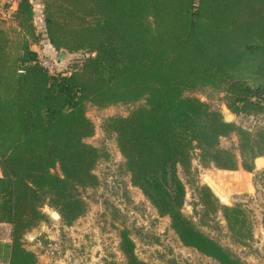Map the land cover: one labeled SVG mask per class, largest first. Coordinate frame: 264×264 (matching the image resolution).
Returning <instances> with one entry per match:
<instances>
[{"label": "trees", "instance_id": "16d2710c", "mask_svg": "<svg viewBox=\"0 0 264 264\" xmlns=\"http://www.w3.org/2000/svg\"><path fill=\"white\" fill-rule=\"evenodd\" d=\"M43 32L32 0H18L11 16H0V223L11 226L1 244L8 264H40L23 244L45 220V206L65 225L86 212L81 191L95 187L97 147L87 105L100 108L137 103L127 116H111L131 183L168 216L183 245L219 264H244L199 230L182 211L185 186L178 167L189 170L197 155L203 167L260 176L264 157V0H41ZM46 40L60 56L77 55L71 70L54 71L34 50ZM65 51V53H62ZM221 93L237 115L255 118L252 129L225 122L195 95ZM237 137V152L221 138ZM200 201L219 208L229 228L243 222L238 207L218 205L208 186ZM208 205V207H207ZM216 205V206H215ZM127 264L138 258L128 231L120 233Z\"/></svg>", "mask_w": 264, "mask_h": 264}, {"label": "rangeland", "instance_id": "374dc122", "mask_svg": "<svg viewBox=\"0 0 264 264\" xmlns=\"http://www.w3.org/2000/svg\"><path fill=\"white\" fill-rule=\"evenodd\" d=\"M39 5V2H35V24L37 30L43 32ZM36 47L40 51L47 48L41 55L49 54L46 55L49 58L45 57L44 61H47L52 72L71 70L74 58L79 57L69 53L60 56L46 40ZM188 94L199 97L215 109L227 106L218 91L203 89ZM140 103L142 101L119 103L105 108L87 105L86 114L93 122L95 132L85 141L99 150L100 156L93 170L98 184L81 191L86 212L71 225H65L52 207L43 208L45 220L31 230L38 231L29 241L25 236L23 241L25 247L30 243L33 245L40 264H127L120 250V233L123 230H127L134 241L138 258L146 262L219 264L215 259L183 245L170 226V218L161 216L143 192L131 183L115 134L107 132L104 125L107 118L127 116ZM257 117L256 121L264 122V113ZM234 122L252 129L255 118L236 114ZM220 145L223 148H234L237 152V137L234 134L223 137ZM216 173L218 171L215 166L200 165L196 153L189 170L178 167V175L185 186L183 213L199 230L230 250L244 264H264V180L260 176L249 175L247 183L250 189L245 190L243 178L234 179L232 173ZM213 174L216 175L217 186L225 194L224 198L216 193L213 185H209V178ZM203 185L208 186L217 196V206H238L243 211V222L235 227V231L229 228L219 208L214 211L213 206L207 205L208 213H205L206 206L201 203L197 189ZM4 228V232L8 233L7 227ZM0 253V259L3 260V252Z\"/></svg>", "mask_w": 264, "mask_h": 264}, {"label": "crops", "instance_id": "0c3cea01", "mask_svg": "<svg viewBox=\"0 0 264 264\" xmlns=\"http://www.w3.org/2000/svg\"><path fill=\"white\" fill-rule=\"evenodd\" d=\"M32 2H33V5H34V8H35V2L36 3L39 2V4H40L39 6L41 7V13H42L41 0H35V1L32 0ZM35 13H36V9H35ZM42 18H43V16H42ZM32 48L34 50L38 51L40 54L41 53H44V49L45 50L47 49V48H44V49H42V51H40V50H38V48L36 47V45H33ZM255 170L256 171H264V157H258V158L255 159ZM216 171H218V173H221V172L222 173H232L234 179L237 178V177L243 178L244 179V183H245L243 185V188H245V190H249L250 189V185L247 183V179H248L249 175L251 177L253 175V173L248 172V171H245V170L240 169V168L237 169V170H222V169H217L216 168ZM218 173H216V174H218ZM229 175H231V174H229ZM215 176L216 175H214L213 177H210L209 178V181L211 183V184H209L210 187H212L211 186L212 183H214V184L217 183V180L215 179ZM4 226L7 227L8 233L4 232V230H6V228H4ZM37 231L38 230L35 229V230L31 231V233L30 232L27 233V235H25V238L27 239V241H29L32 238V235H34L35 233H37ZM10 242H11V226L9 224L0 223V245L1 244H9ZM26 248L28 250H30V251L35 252V250L33 249V245L31 243H30V245L27 244L26 245ZM0 256H1V253H0ZM0 261H2V260L0 259Z\"/></svg>", "mask_w": 264, "mask_h": 264}, {"label": "built area", "instance_id": "2783aa9c", "mask_svg": "<svg viewBox=\"0 0 264 264\" xmlns=\"http://www.w3.org/2000/svg\"><path fill=\"white\" fill-rule=\"evenodd\" d=\"M18 0H0V16L8 18L12 12L16 9ZM43 65L48 66L47 61H42ZM0 264H8L7 261H0Z\"/></svg>", "mask_w": 264, "mask_h": 264}, {"label": "water", "instance_id": "95a60500", "mask_svg": "<svg viewBox=\"0 0 264 264\" xmlns=\"http://www.w3.org/2000/svg\"><path fill=\"white\" fill-rule=\"evenodd\" d=\"M62 53H65V51H62ZM216 110L221 114L223 121L228 123L234 122L236 114L228 106L216 108Z\"/></svg>", "mask_w": 264, "mask_h": 264}, {"label": "bare ground", "instance_id": "6f19581e", "mask_svg": "<svg viewBox=\"0 0 264 264\" xmlns=\"http://www.w3.org/2000/svg\"><path fill=\"white\" fill-rule=\"evenodd\" d=\"M224 181V180H223ZM222 182V181H221ZM220 182V183H221ZM214 189L216 190V193L221 197L224 198L225 194L220 190L219 186H217L218 184H214L212 183ZM222 185V184H221ZM223 188V186H221Z\"/></svg>", "mask_w": 264, "mask_h": 264}]
</instances>
